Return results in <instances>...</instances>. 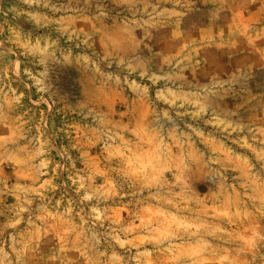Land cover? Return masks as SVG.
<instances>
[{"label": "clouds", "instance_id": "clouds-1", "mask_svg": "<svg viewBox=\"0 0 264 264\" xmlns=\"http://www.w3.org/2000/svg\"><path fill=\"white\" fill-rule=\"evenodd\" d=\"M0 264H264V0H0Z\"/></svg>", "mask_w": 264, "mask_h": 264}]
</instances>
